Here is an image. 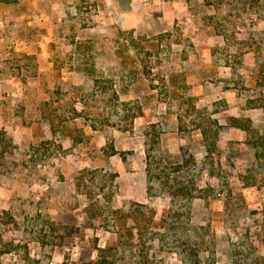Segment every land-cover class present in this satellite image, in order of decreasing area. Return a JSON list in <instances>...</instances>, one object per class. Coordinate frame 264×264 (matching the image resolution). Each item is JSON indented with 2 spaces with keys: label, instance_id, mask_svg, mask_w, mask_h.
Instances as JSON below:
<instances>
[{
  "label": "rangeland",
  "instance_id": "1",
  "mask_svg": "<svg viewBox=\"0 0 264 264\" xmlns=\"http://www.w3.org/2000/svg\"><path fill=\"white\" fill-rule=\"evenodd\" d=\"M262 139L264 0H0V264H264Z\"/></svg>",
  "mask_w": 264,
  "mask_h": 264
},
{
  "label": "trees",
  "instance_id": "2",
  "mask_svg": "<svg viewBox=\"0 0 264 264\" xmlns=\"http://www.w3.org/2000/svg\"><path fill=\"white\" fill-rule=\"evenodd\" d=\"M231 122L235 126H243L242 123L240 122V119L238 118L231 117ZM199 130L202 133V136L206 139L205 129L199 127ZM260 146L262 147V150L255 154L256 156L255 158L258 161L257 166L262 167V165L264 164V139L260 141ZM157 152L158 150L155 147V141L150 142L146 149L147 160L149 161V167H150L148 171L149 185H147V190L149 191L151 190L153 186L152 181H154V179L157 180L161 179V181L165 184V185H161V189L167 192L168 194H170L171 197V204L168 211V221H169V226L171 225V233H172L173 231L172 229L175 227L174 224H178V226H180L181 223L185 222V220L189 216V212H190L189 199L193 196H199V195L202 196L201 194L202 190L191 185L187 181V178L185 179V175L187 172L186 166H183L180 174H170V173L164 174L165 169H162V167H160V165L156 162ZM179 165H176L177 166L176 168H180L182 166V164L180 166ZM254 167L255 166L253 165V167L251 166L250 168H248V173H250L252 169H254ZM254 176H255V172H251V174L243 176V180L247 183L253 182ZM172 241L175 243L179 242V244L181 245L179 246L180 254L181 256H184L183 257L184 259L188 260L187 264H200L198 257L196 256L197 251L195 250L194 247H191L189 245L187 238L181 240V237L177 235L172 239ZM98 251L99 253H101L104 250H102V248H99ZM83 264H98V262L83 263Z\"/></svg>",
  "mask_w": 264,
  "mask_h": 264
}]
</instances>
